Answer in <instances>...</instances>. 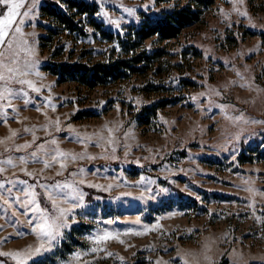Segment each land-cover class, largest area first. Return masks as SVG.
Returning a JSON list of instances; mask_svg holds the SVG:
<instances>
[{
	"label": "rangeland",
	"instance_id": "374dc122",
	"mask_svg": "<svg viewBox=\"0 0 264 264\" xmlns=\"http://www.w3.org/2000/svg\"><path fill=\"white\" fill-rule=\"evenodd\" d=\"M89 1L114 33L164 3ZM40 5H22L29 15L17 48L31 53L20 51L28 72L20 78L39 91L13 81L25 92L0 100V252L39 242L30 227L39 215L28 210L32 192L39 201L40 190L54 213L45 193L59 201L60 182L66 196L78 189L83 203L60 202L80 206L53 247L29 264H264V0H214L175 38L143 41L142 71L93 89L43 64H97L124 56L120 47L86 18L91 35L49 32ZM242 146L248 157L238 161ZM57 148L65 155L53 161ZM105 231L119 239L89 238Z\"/></svg>",
	"mask_w": 264,
	"mask_h": 264
},
{
	"label": "trees",
	"instance_id": "16d2710c",
	"mask_svg": "<svg viewBox=\"0 0 264 264\" xmlns=\"http://www.w3.org/2000/svg\"><path fill=\"white\" fill-rule=\"evenodd\" d=\"M159 1L164 2L160 4L161 10L155 11L153 14L140 11L141 18L137 22L126 26L127 30H123V32L114 33L105 29L102 22L96 18L98 10L92 1L41 0L40 19H45L44 26L49 32L56 33L61 28L79 38L91 35L92 33L83 28V18H86L91 26L100 30L104 38L115 40L124 55L121 56L119 53L116 58H108L106 61L92 65L46 62L43 66L58 79H70L88 89L128 78L130 75L142 71L144 63L148 60L141 54H136L143 41L152 36H156L161 41L175 38L185 26L197 21L200 13L208 10L214 2V0H182V4L179 5L178 1L180 0ZM3 7L0 5V8ZM128 30L131 31L130 37ZM246 152L247 147L242 146L238 161L248 157ZM258 153L264 156V148ZM92 195L93 192H86L88 201L91 200ZM38 197L41 207L50 206L40 190Z\"/></svg>",
	"mask_w": 264,
	"mask_h": 264
},
{
	"label": "snow or ice",
	"instance_id": "6c2138e0",
	"mask_svg": "<svg viewBox=\"0 0 264 264\" xmlns=\"http://www.w3.org/2000/svg\"><path fill=\"white\" fill-rule=\"evenodd\" d=\"M24 3L25 0H0V5L4 6L3 8H0V13H2L0 14V80L6 81L5 84L0 85V100L10 98V94H14L16 92H25L23 87L18 89L12 88L10 84L13 81L21 85L26 84L28 87L34 89L35 91H39V88L33 83L32 80L20 78L28 75V72L26 70H21L20 51L29 52V55L31 54L30 50L27 48H22L17 51V48H19V42L23 40V37L25 35L22 31V26L24 24L25 18L29 15L26 8L23 10V12H21V8ZM126 11H128L129 13L133 12L132 9H126ZM23 42L27 44L26 40ZM36 63H38V61ZM31 68H34V64L25 65V69ZM12 134H16L14 130L12 131ZM76 135L79 136L80 134L76 133ZM5 139L7 138L5 137ZM55 142V137H53V143ZM27 143L28 142L26 141L23 146H27ZM16 147L19 148L22 146L17 145ZM64 155L65 153L57 148L52 159L53 161H55L57 156L63 157ZM32 158L34 160L36 159L35 152L32 153ZM72 158L75 159L76 157L73 156ZM19 161L21 163H25V157H19ZM7 163L13 164L12 157L7 158ZM43 163L46 167L50 166V162L48 160H44ZM60 163L61 167H63V160H61ZM0 171H4V169L0 168ZM21 171H27V169H21ZM28 175H33V173L28 172ZM21 183L25 182L21 181ZM0 186H2V183H0ZM54 187L60 189V192L58 193L59 201L54 198L53 193H45V195H47L51 200L54 213H50L49 209L46 207H41L39 201L35 198L36 193L34 191L32 192V196L30 198L31 204L28 207V210H35V212L39 213V215L36 216L35 220L30 222L31 230L33 233H35L39 242L34 246L26 245L24 249L0 252V255L7 256L15 260L16 264H29L31 258L37 257L39 254L53 247V244L57 240V238L63 234L61 232V229L69 226V221L66 218L68 213L72 212L73 208L80 206L76 203H72L70 207L65 208L60 206V202L68 203L69 196H76L80 200V203H83V194L80 193L78 189H73V191L69 193L68 196H66L64 195L63 187L61 186L60 182H57ZM65 187L72 188L73 186L71 184H68L65 185ZM73 219H75V214H73ZM125 231L132 232L133 229L128 228ZM89 238L94 241H104L110 238L119 239V237L115 233L107 231H105L103 235L92 236ZM92 250L98 251L99 249ZM79 254L80 253H73L72 255L77 256ZM105 255H109V253L106 252ZM0 264H4V262L0 261ZM33 264H38V262L33 261ZM61 264H65V262H61ZM185 264H188V262L185 261Z\"/></svg>",
	"mask_w": 264,
	"mask_h": 264
}]
</instances>
